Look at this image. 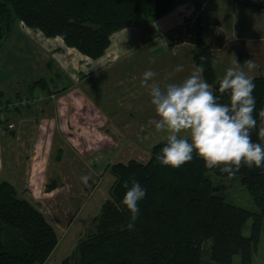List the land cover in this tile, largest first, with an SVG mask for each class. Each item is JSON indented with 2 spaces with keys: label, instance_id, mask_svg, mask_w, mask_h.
Instances as JSON below:
<instances>
[{
  "label": "trees",
  "instance_id": "16d2710c",
  "mask_svg": "<svg viewBox=\"0 0 264 264\" xmlns=\"http://www.w3.org/2000/svg\"><path fill=\"white\" fill-rule=\"evenodd\" d=\"M176 0H0V43L7 39L15 23H22L47 38H59L66 47L96 60L104 55L114 32L139 26L168 14ZM252 10L264 13L262 4L248 3ZM206 18H199L201 21ZM193 35L196 66L203 65L204 79L218 96L219 81L213 55L201 38V26ZM203 57V59H201ZM257 127L252 140L261 143L259 111L264 108V76L253 78ZM47 90L45 81L28 86L32 97L36 87ZM9 100V99H8ZM228 103V95L220 97ZM2 102L0 113L20 111L28 105ZM20 105V106H18ZM3 106V110H1ZM166 140L155 144L146 162L130 159L108 167L114 177L110 198L101 206L94 232L79 240L75 253L60 264H202L203 247L210 242L215 264H253L264 224V167H242L241 185L248 191L257 211L228 203L208 173L227 177L219 169H206L202 159H193L178 169L162 166L157 160ZM136 180L146 189L139 202L134 228L127 224L130 214L121 201ZM251 221L248 235L243 230ZM58 235L53 224L29 201L18 197L8 181L0 182V264H44L56 245Z\"/></svg>",
  "mask_w": 264,
  "mask_h": 264
},
{
  "label": "rangeland",
  "instance_id": "374dc122",
  "mask_svg": "<svg viewBox=\"0 0 264 264\" xmlns=\"http://www.w3.org/2000/svg\"><path fill=\"white\" fill-rule=\"evenodd\" d=\"M176 1L179 4L183 0ZM217 1L211 0L209 8L215 6ZM212 21L214 19L210 17L204 23V39L212 33ZM196 25L190 29L189 36L186 30H179L176 35L180 36V40L191 42L194 32L199 29ZM64 47L71 50L72 57L67 60L52 38L22 23H15L7 39L0 43V105L3 102L10 109L13 104L9 101L28 105V108L18 105L19 112L23 114L19 123L22 125L25 122L18 133L16 123L6 120L5 114H0L2 171L14 179L12 185H15L18 197L34 198L31 192L37 195L35 206L55 227L58 244L44 264H60L71 257L79 240L94 232L101 206L110 198V188L114 182L108 167L118 161L126 163L130 159L146 162L151 148L163 141L160 132L149 124L150 120L158 119L152 104L142 107L138 102H119L113 93L117 89V79L107 71L98 73L95 60L88 59L73 48ZM81 57L87 58L85 63ZM38 81H45L55 97L49 96L47 90L43 91L39 86L31 97L27 87ZM144 101L147 102L146 99ZM32 102L35 103L32 105ZM3 112L7 113L5 108ZM82 114L88 117L86 121ZM90 114L93 115L89 118ZM16 115L12 114V117ZM95 115L101 118V125L95 123ZM120 117L125 119L121 123L134 124L128 132L117 125ZM37 125L41 134L38 139H33L28 129L33 130ZM141 128H147V131L136 132ZM121 129L127 138L114 141L119 130L123 132ZM259 129L261 132L264 125L261 124ZM260 137L264 144V136ZM112 147L115 148L113 151ZM208 174L226 202L257 211L239 176L228 179ZM85 175L91 177L87 186L80 179ZM52 181L57 186L56 192L48 189ZM250 224L249 220L243 230L245 236ZM210 245V242L204 244L202 264H215ZM234 261V264H238L237 257ZM70 263L73 264V261ZM253 264H264V224L253 255Z\"/></svg>",
  "mask_w": 264,
  "mask_h": 264
},
{
  "label": "crops",
  "instance_id": "0c3cea01",
  "mask_svg": "<svg viewBox=\"0 0 264 264\" xmlns=\"http://www.w3.org/2000/svg\"><path fill=\"white\" fill-rule=\"evenodd\" d=\"M263 1L218 0L215 6L212 5V8L210 7V12L206 19L201 21L195 19L193 22L192 20L201 0H183L179 4L176 2L168 14L157 20L149 21L139 26L125 27L114 32L111 36L110 46L104 55L95 60V65H98L97 72L104 74L107 71L108 74H112V78L117 79V89L113 90V93L119 102L128 101L129 104L138 102L142 107L150 105L151 98L149 90L141 87L143 73L149 69L155 72L154 82L158 83L161 87H164L167 83H180L187 78L193 71L194 66H196L193 60V55L197 50L196 45L193 39H191V42L182 38L180 40V36L169 37L166 33L169 32L171 34L173 30H182V32L186 30L185 33L189 36L190 29L197 23L196 26L198 27L200 25L202 28L200 33L201 38L211 49L214 59L213 66L218 79L224 76L227 68L232 66L235 59L241 63V67L244 68L245 72L252 79L258 76H264V13L254 11L247 5L252 2L262 4ZM213 7H215L214 11L212 10ZM210 17L214 19L211 25L212 33L207 39H204L202 36L204 23H207ZM184 22L188 24L183 26ZM183 27L185 28L181 29ZM52 39L57 47L63 50L66 60L72 57L71 50L64 47L61 39ZM52 48L55 49V47ZM84 58L81 57V60L85 63L87 58ZM251 59L255 62L256 68L248 72L243 63ZM177 66H182L183 71L174 72ZM53 94L51 95L52 97L54 96ZM34 103L32 102V105ZM135 106L137 105L133 107ZM0 114H5L4 117H6V120H11L16 123L17 133L20 131L21 126L24 127L25 122L22 125L19 123L22 119V113L13 111L6 113L2 111ZM12 114H18V116L12 117ZM82 115H84L83 120L86 121L88 117L86 114ZM92 115L90 114L89 118ZM117 120V125L121 126L126 132L134 125L128 122L121 123L125 121L123 117ZM27 121L26 124L29 123V120ZM31 122L34 123L33 120ZM95 123L101 125V118L98 115H95ZM147 128H141L136 132L143 133L147 131ZM124 130L123 132L121 131L122 133L119 130V134L113 140H125L127 135H125ZM40 131L39 125L33 130L28 129V133L32 134L33 139H38V136L41 134ZM160 138L163 141L166 140V134L160 132ZM113 148H111L112 151ZM2 167L3 160L0 152V182L6 180L14 184L12 176H6L2 171ZM27 178L31 185L32 181L30 176L28 175ZM54 182L52 181L49 188L47 187L51 192H56L57 189V186H54ZM31 195H34V198L29 199L28 197H23L22 199L29 201L35 206L34 202H38L36 199L37 195L32 192ZM37 208L41 211L39 207Z\"/></svg>",
  "mask_w": 264,
  "mask_h": 264
},
{
  "label": "clouds",
  "instance_id": "9594fccd",
  "mask_svg": "<svg viewBox=\"0 0 264 264\" xmlns=\"http://www.w3.org/2000/svg\"><path fill=\"white\" fill-rule=\"evenodd\" d=\"M243 64L248 72L256 68L252 59ZM182 71V66L174 69V72ZM203 72V65L194 66L182 82L167 83L164 87L154 82L155 72L149 69L143 73L141 87L149 90L158 118L150 120L149 124L166 134V144L157 160L162 166L178 169L191 162L195 153L206 169L218 168L228 179L242 167H264V144L253 142L251 135L257 127L252 77L235 59L219 81L218 96L204 79ZM224 94L228 95V103L220 100ZM258 115L260 124L264 125V108ZM260 135L264 136V129ZM80 179L87 186L91 177L85 175ZM123 186L127 191L121 201L122 210L130 214L127 228L132 230L146 189L136 180H132L130 187L127 181Z\"/></svg>",
  "mask_w": 264,
  "mask_h": 264
},
{
  "label": "built area",
  "instance_id": "2783aa9c",
  "mask_svg": "<svg viewBox=\"0 0 264 264\" xmlns=\"http://www.w3.org/2000/svg\"><path fill=\"white\" fill-rule=\"evenodd\" d=\"M209 2L210 0H202L201 3L199 4V7H198V10L197 12L195 13V16L192 20V22L195 20V19H198L200 16L203 18H206L210 12V8H209ZM188 23L187 22H184L183 23V26H186ZM190 24V23H189ZM185 28V27H183ZM177 31L178 30H173L172 33L170 34H167L169 37H174L176 36L177 34Z\"/></svg>",
  "mask_w": 264,
  "mask_h": 264
}]
</instances>
